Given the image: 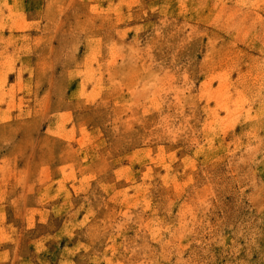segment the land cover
<instances>
[{
  "label": "rangeland",
  "instance_id": "1",
  "mask_svg": "<svg viewBox=\"0 0 264 264\" xmlns=\"http://www.w3.org/2000/svg\"><path fill=\"white\" fill-rule=\"evenodd\" d=\"M61 1L53 0L50 28ZM117 30L133 50V70L143 62L151 79L142 83L137 71L123 87L132 60L118 57L110 98L74 112L105 135L110 164L96 181L71 196L57 164H0L8 223L23 224L31 205L62 204L47 224L21 230L13 255L26 261L17 264H264V0H158L147 22ZM22 41L0 37V59ZM56 44L59 98L71 91L78 45ZM158 71L164 79L155 81ZM27 141L20 138L21 150ZM142 148L157 153H148L150 167L124 164Z\"/></svg>",
  "mask_w": 264,
  "mask_h": 264
},
{
  "label": "crops",
  "instance_id": "2",
  "mask_svg": "<svg viewBox=\"0 0 264 264\" xmlns=\"http://www.w3.org/2000/svg\"><path fill=\"white\" fill-rule=\"evenodd\" d=\"M81 1L62 0L60 16L55 27L50 28L53 0H44L41 4L39 0H0V37L23 38L14 51L5 52L0 59V135L6 133V129L12 131L11 142L0 145V164H57V170H64L60 172L59 181L68 184L64 189L68 188L71 196L96 181L104 165L110 164L104 132L88 120L76 119L74 112L110 98L106 91L117 83L116 69L122 64L118 57L132 60V68H126V76L121 81L123 87H131L132 73L141 72L142 83L151 79V68L147 64L141 62L133 70V50L122 45L117 29L147 22L158 8V0ZM82 8H86L84 13ZM80 11L83 15L75 16ZM58 39L61 51L63 47L68 48L71 41L78 45L72 54L71 91L59 98L53 94L52 61ZM156 76L155 81L164 79L159 71ZM154 83L150 84L153 89ZM145 87L143 84L142 88ZM27 124L30 125L28 131L22 134L21 127ZM22 136L28 140L23 150L19 143ZM42 148L45 153L41 152ZM149 149L152 148L137 150L141 158L131 154L124 164L150 163L148 153H157L148 152ZM160 149L159 154L164 151ZM20 151L30 153L29 160L23 161ZM38 153L44 154L43 160L38 158ZM78 164H89V167L82 168ZM50 168L51 165L44 167ZM19 194L11 197L13 201L20 199ZM36 200H41L40 195ZM44 203H39L38 208L31 205L21 225L5 221V208L0 209V217L4 215V223L0 221V264H17L22 258L13 253L20 248L21 230L25 233L47 224L62 207L58 201L47 210ZM43 239L39 237L30 245L36 248Z\"/></svg>",
  "mask_w": 264,
  "mask_h": 264
}]
</instances>
